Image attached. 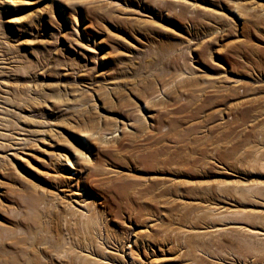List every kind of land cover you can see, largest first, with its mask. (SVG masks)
<instances>
[{
	"label": "rangeland",
	"instance_id": "obj_1",
	"mask_svg": "<svg viewBox=\"0 0 264 264\" xmlns=\"http://www.w3.org/2000/svg\"><path fill=\"white\" fill-rule=\"evenodd\" d=\"M0 264H264V0H0Z\"/></svg>",
	"mask_w": 264,
	"mask_h": 264
}]
</instances>
